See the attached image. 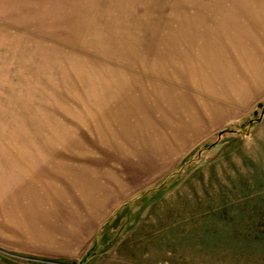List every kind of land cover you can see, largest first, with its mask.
Segmentation results:
<instances>
[{
	"label": "rangeland",
	"instance_id": "1",
	"mask_svg": "<svg viewBox=\"0 0 264 264\" xmlns=\"http://www.w3.org/2000/svg\"><path fill=\"white\" fill-rule=\"evenodd\" d=\"M256 13L0 0V264H264Z\"/></svg>",
	"mask_w": 264,
	"mask_h": 264
},
{
	"label": "crops",
	"instance_id": "2",
	"mask_svg": "<svg viewBox=\"0 0 264 264\" xmlns=\"http://www.w3.org/2000/svg\"><path fill=\"white\" fill-rule=\"evenodd\" d=\"M256 31L262 32L264 37V13L260 15L256 13ZM226 47L227 46L224 45V37L222 38V36L210 39L206 45L204 44V47H201V51L199 52L200 55L194 57V60L197 61V65L192 66V64H194L193 60L191 62L192 64H190V74H188L189 80H193L192 74L194 71L197 70L194 76L201 74L206 64L217 66L226 61L227 51L229 50ZM257 71L256 69V73Z\"/></svg>",
	"mask_w": 264,
	"mask_h": 264
},
{
	"label": "water",
	"instance_id": "3",
	"mask_svg": "<svg viewBox=\"0 0 264 264\" xmlns=\"http://www.w3.org/2000/svg\"><path fill=\"white\" fill-rule=\"evenodd\" d=\"M260 106V105H259Z\"/></svg>",
	"mask_w": 264,
	"mask_h": 264
}]
</instances>
